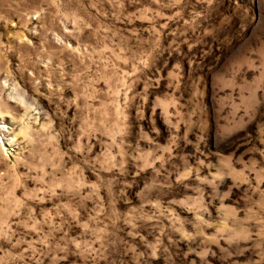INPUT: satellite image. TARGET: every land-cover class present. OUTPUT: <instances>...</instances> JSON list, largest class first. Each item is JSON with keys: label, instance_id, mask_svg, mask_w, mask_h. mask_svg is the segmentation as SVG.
I'll use <instances>...</instances> for the list:
<instances>
[{"label": "rangeland", "instance_id": "rangeland-1", "mask_svg": "<svg viewBox=\"0 0 264 264\" xmlns=\"http://www.w3.org/2000/svg\"><path fill=\"white\" fill-rule=\"evenodd\" d=\"M0 264H264V0H0Z\"/></svg>", "mask_w": 264, "mask_h": 264}]
</instances>
